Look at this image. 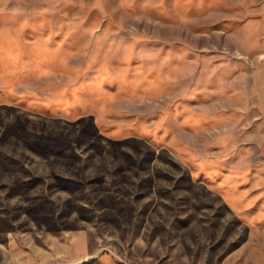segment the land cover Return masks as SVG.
I'll use <instances>...</instances> for the list:
<instances>
[{"label": "rangeland", "instance_id": "rangeland-1", "mask_svg": "<svg viewBox=\"0 0 264 264\" xmlns=\"http://www.w3.org/2000/svg\"><path fill=\"white\" fill-rule=\"evenodd\" d=\"M0 264H264V0H0Z\"/></svg>", "mask_w": 264, "mask_h": 264}]
</instances>
